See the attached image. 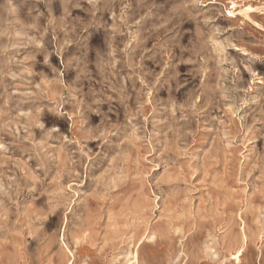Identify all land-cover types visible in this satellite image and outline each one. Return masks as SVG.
I'll return each mask as SVG.
<instances>
[{"label":"rangeland","instance_id":"rangeland-1","mask_svg":"<svg viewBox=\"0 0 264 264\" xmlns=\"http://www.w3.org/2000/svg\"><path fill=\"white\" fill-rule=\"evenodd\" d=\"M0 264H264V0H0Z\"/></svg>","mask_w":264,"mask_h":264}]
</instances>
